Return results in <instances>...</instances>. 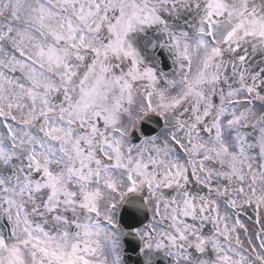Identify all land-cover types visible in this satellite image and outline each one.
<instances>
[{
  "label": "snow or ice",
  "instance_id": "6c2138e0",
  "mask_svg": "<svg viewBox=\"0 0 264 264\" xmlns=\"http://www.w3.org/2000/svg\"><path fill=\"white\" fill-rule=\"evenodd\" d=\"M0 218V264H264V0H0Z\"/></svg>",
  "mask_w": 264,
  "mask_h": 264
},
{
  "label": "water",
  "instance_id": "95a60500",
  "mask_svg": "<svg viewBox=\"0 0 264 264\" xmlns=\"http://www.w3.org/2000/svg\"><path fill=\"white\" fill-rule=\"evenodd\" d=\"M167 70V69H165ZM149 127L153 128L156 130V132L159 130V128L156 126L155 123H151L149 125ZM4 220L2 218H0V226L3 227L4 226ZM128 255L131 257V260L129 261V264H132L133 261L136 260V255L129 249Z\"/></svg>",
  "mask_w": 264,
  "mask_h": 264
}]
</instances>
